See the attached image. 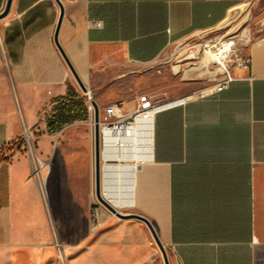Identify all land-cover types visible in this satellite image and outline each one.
Masks as SVG:
<instances>
[{"label": "crops", "instance_id": "1", "mask_svg": "<svg viewBox=\"0 0 264 264\" xmlns=\"http://www.w3.org/2000/svg\"><path fill=\"white\" fill-rule=\"evenodd\" d=\"M58 1V43L98 108L118 103L130 114L146 101L178 102L154 114L152 143L133 178V209L151 222L169 263L264 264V33L238 48L249 57V69L234 68V80L220 92L151 103L147 90L154 72H182L192 49L170 52L172 45L215 32L253 0ZM59 18L57 0H12L2 23L17 111L0 116V150L25 130L37 148L0 161V250L17 240H47V191L44 184L46 209L31 178L33 164L42 165L45 181L51 141L85 121L46 131L52 99L66 95L68 86L79 93L54 41ZM124 228L151 237L146 225Z\"/></svg>", "mask_w": 264, "mask_h": 264}, {"label": "rangeland", "instance_id": "2", "mask_svg": "<svg viewBox=\"0 0 264 264\" xmlns=\"http://www.w3.org/2000/svg\"><path fill=\"white\" fill-rule=\"evenodd\" d=\"M247 5L248 9L244 13L241 14L237 10L234 16L215 32L204 37L200 35L183 39L172 45L170 52L173 50L183 52L188 46L198 47L208 38H219L225 32H232L238 38L235 48V52L238 53H235V56L239 55L238 48H245L251 40L264 33V0H253ZM4 19L5 17L0 19V116L3 112L17 111L13 89L5 69L1 40ZM197 57L198 55L193 61H185L182 72L176 75L168 72L165 77H162L154 72L150 77V89H147L150 90L151 103H159L160 98L166 95L170 97L181 93L205 94L212 90L213 84L207 78L196 76L187 78L185 74L187 67L198 63ZM212 63L214 64L213 60L209 68L215 71L216 65ZM77 89L84 96L78 85ZM91 94L95 97L92 91ZM106 106L107 104L103 105V107ZM103 107H99V111ZM91 118L92 116L83 123L67 129L65 133L57 137L56 141L52 140L50 143L52 153L44 160L47 165L43 172L45 175L47 173V176L45 181H42L44 182L42 200L47 209L44 196L45 184L49 210L47 240L39 244H21L17 240L0 250V263L163 264L161 253L148 232L145 235L141 230L136 229L134 233L128 234L127 228L120 229L122 225L138 224L143 227L145 224L142 221L117 217L95 197L94 142L89 125ZM27 138L29 137L25 130L22 138H17L9 146L0 150V158L8 159L15 150L27 152ZM29 139L33 148L36 149V140ZM31 178L34 179L32 172ZM135 212V209L131 208L122 213ZM166 252L170 261L169 253Z\"/></svg>", "mask_w": 264, "mask_h": 264}, {"label": "bare ground", "instance_id": "3", "mask_svg": "<svg viewBox=\"0 0 264 264\" xmlns=\"http://www.w3.org/2000/svg\"><path fill=\"white\" fill-rule=\"evenodd\" d=\"M238 9L242 14L248 9V5L243 4ZM214 58L212 50L207 46L203 53L197 57L199 64L196 63L185 69L187 78L196 76L205 77L208 80L212 79L217 70L214 71L212 69L213 71H211L209 64ZM152 119V112L149 111L136 116L128 127H117L114 130L106 129L104 132L101 144V157L105 163L101 164L103 176L101 195L105 201L121 213L134 206V173L138 163L142 162V153L147 152L151 146ZM41 167L42 165L37 163V173L41 176V181H43L40 172ZM43 183L41 182V190H43ZM44 196L46 198L45 192Z\"/></svg>", "mask_w": 264, "mask_h": 264}, {"label": "built area", "instance_id": "4", "mask_svg": "<svg viewBox=\"0 0 264 264\" xmlns=\"http://www.w3.org/2000/svg\"><path fill=\"white\" fill-rule=\"evenodd\" d=\"M237 35L233 33L225 32L219 38H208L199 44L198 47L191 48L200 50V53H203L204 49L209 46L214 54V64L216 65L215 75L210 81L212 82V91L220 92L228 87V85L234 80L233 69H249L250 59L248 56L236 55L235 56V48L237 43ZM86 99L87 111L90 113L92 118L89 121L90 127L94 128V119L93 113L94 108L92 102L94 98L91 92H87L84 94ZM178 102H171L168 104H150L148 101L143 102L138 109H136L133 113L123 114L120 109V105L118 103H112L104 107L102 111H99V132H100V143L102 144L104 132L106 129H116L117 127L121 128L122 126L128 127L130 122L134 120V118L140 114L147 113L149 111L152 112V115L159 111L160 109L166 106H172L177 104ZM27 148L32 155L34 153V148L32 146L31 140L29 138L26 139ZM32 176L37 181L40 193L42 195L41 190V176L37 173V163L33 164Z\"/></svg>", "mask_w": 264, "mask_h": 264}, {"label": "water", "instance_id": "5", "mask_svg": "<svg viewBox=\"0 0 264 264\" xmlns=\"http://www.w3.org/2000/svg\"><path fill=\"white\" fill-rule=\"evenodd\" d=\"M11 1L12 0H6L4 8L1 10L0 12V19L4 18L7 16V14L9 13L10 10V6H11ZM57 2L59 3L60 6V18L56 27V31H55V35H54V41L55 44L57 45L64 61L66 62L69 70L72 73L73 78L75 79L78 87L81 89V91L86 94L87 92H89V89L87 88V86L80 80V78L78 77V75L76 74L75 70L73 69L69 59L67 58V56L65 55V53L63 52V50L61 49L58 40H57V30L59 28V24H60V20H61V16H62V5L60 4V2L57 0ZM239 9H236L232 12L230 17H233L236 13V11ZM200 54V50L198 48L190 50L188 55L186 57H184V60H188V61H193L195 59V57L197 55ZM179 70L178 66H175L174 68V72H177ZM93 108H94V113H93V119H94V128H93V142H94V192H95V197L97 198V200L105 207L107 208L112 214L116 215L119 218H123V219H127V218H134L137 219L139 221H142L148 228V230L151 233L152 238L154 239L160 253H161V257L163 260V264H170L169 263V259L167 256V252L165 250V248L163 247V244L161 243L157 233L155 232V229L153 227V225L151 224V222L145 218L144 216L137 214V213H121L119 211H117L112 205H110L107 201H105V199H103L102 195H101V187H102V173H101V143H100V132H99V108L97 106V104L95 103V101L92 102Z\"/></svg>", "mask_w": 264, "mask_h": 264}, {"label": "trees", "instance_id": "6", "mask_svg": "<svg viewBox=\"0 0 264 264\" xmlns=\"http://www.w3.org/2000/svg\"><path fill=\"white\" fill-rule=\"evenodd\" d=\"M51 103L52 109L45 119L48 134H55L70 123L88 118L85 96L71 86H68L66 95L52 99Z\"/></svg>", "mask_w": 264, "mask_h": 264}]
</instances>
